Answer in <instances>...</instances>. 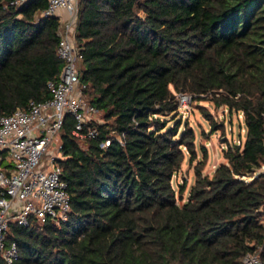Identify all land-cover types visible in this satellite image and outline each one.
<instances>
[{"label": "trees", "instance_id": "1", "mask_svg": "<svg viewBox=\"0 0 264 264\" xmlns=\"http://www.w3.org/2000/svg\"><path fill=\"white\" fill-rule=\"evenodd\" d=\"M11 1L0 0V114L48 97L62 65L58 19L40 15L47 0ZM75 40L82 92L102 121L78 137L65 113L57 162L70 210L10 222L11 264H241L249 252L264 263V0H80ZM176 91L243 115V142L224 138L211 174L192 127L178 135L180 120L163 118ZM183 147L194 161L185 197V181L172 184Z\"/></svg>", "mask_w": 264, "mask_h": 264}, {"label": "built area", "instance_id": "2", "mask_svg": "<svg viewBox=\"0 0 264 264\" xmlns=\"http://www.w3.org/2000/svg\"><path fill=\"white\" fill-rule=\"evenodd\" d=\"M24 1L11 3L20 6ZM79 1L47 0L40 11L41 16L58 19L56 53L62 65L58 76L46 83L50 95L41 100L30 99L26 107L17 106L0 114V252L7 264L18 256L16 241H6L10 222L27 226L31 217L59 222L70 210L67 182L57 162L61 143L56 144L55 138L65 113L73 116L72 132L76 136L97 134L96 126L89 124L97 109L85 99L79 76L80 53L75 42ZM192 97L188 92H175L182 111L190 108ZM109 141L107 137L99 144L105 148ZM237 144H241L239 140ZM241 264L264 263L258 252H249Z\"/></svg>", "mask_w": 264, "mask_h": 264}, {"label": "rangeland", "instance_id": "3", "mask_svg": "<svg viewBox=\"0 0 264 264\" xmlns=\"http://www.w3.org/2000/svg\"><path fill=\"white\" fill-rule=\"evenodd\" d=\"M209 97L210 95L202 96L199 99L192 97L190 108L187 111H182L178 107L176 112L163 117L166 118L167 125H172L176 120H180L178 135L185 126L192 127L195 134L197 158H200L202 154L199 148L200 144H203L207 149V158L203 167V172L207 174H211L219 163L225 161L222 155L226 147L224 138L235 143L239 140L242 143L245 136L242 113H229L226 107L223 105L217 106ZM204 112L209 113L217 122L223 121V128L211 129L210 120L205 116ZM91 117L96 121L102 120L100 111H96ZM55 138L56 144L60 143L59 136L57 135ZM183 150L186 156L178 172L172 176V184L177 189L178 184L185 181L186 187L183 195L185 197L194 180V161L189 163L185 147H183ZM2 155H5V152H2ZM257 171L264 172V164ZM250 178L249 176L247 179Z\"/></svg>", "mask_w": 264, "mask_h": 264}, {"label": "crops", "instance_id": "4", "mask_svg": "<svg viewBox=\"0 0 264 264\" xmlns=\"http://www.w3.org/2000/svg\"><path fill=\"white\" fill-rule=\"evenodd\" d=\"M99 121H102V120H99Z\"/></svg>", "mask_w": 264, "mask_h": 264}, {"label": "water", "instance_id": "5", "mask_svg": "<svg viewBox=\"0 0 264 264\" xmlns=\"http://www.w3.org/2000/svg\"><path fill=\"white\" fill-rule=\"evenodd\" d=\"M246 178V177H245Z\"/></svg>", "mask_w": 264, "mask_h": 264}]
</instances>
